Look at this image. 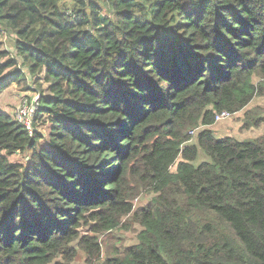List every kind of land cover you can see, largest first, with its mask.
<instances>
[{"label":"trees","instance_id":"trees-1","mask_svg":"<svg viewBox=\"0 0 264 264\" xmlns=\"http://www.w3.org/2000/svg\"><path fill=\"white\" fill-rule=\"evenodd\" d=\"M6 33L51 131L0 112V264L97 262L127 217L137 243L99 264H264V135L210 129L264 98V0H0ZM24 79L0 44V91Z\"/></svg>","mask_w":264,"mask_h":264},{"label":"rangeland","instance_id":"rangeland-1","mask_svg":"<svg viewBox=\"0 0 264 264\" xmlns=\"http://www.w3.org/2000/svg\"><path fill=\"white\" fill-rule=\"evenodd\" d=\"M14 39L15 37L13 35L7 33L0 35L1 49L7 51L9 57L16 59V68L20 70L25 77L24 81L13 82L7 88L0 91V112L7 115L13 121L15 112L23 100H27V102L30 103L34 96L39 95V93L42 96H50V93L46 90L47 84L40 80L42 75L39 74L35 77L30 75L27 68L22 64L21 59L16 56L13 48ZM35 79L39 80L41 87H39V83L35 82ZM35 120L34 134L39 136L38 146H46L51 131V123L44 113L38 116ZM253 120H262V122L257 127L242 129V124L244 122H248L250 124ZM210 129L216 139L231 137L238 141H244L264 135V98L255 97L242 111L232 114L224 120L215 122ZM197 133L198 131H195L192 136L190 135L191 143L196 141L195 138ZM30 157L31 151H25L22 153L17 152L8 157V160L11 163L20 164L26 168L30 163ZM208 160V157L203 153V151L198 149L197 156L192 162V165L197 167L202 162H208ZM174 170L175 165L170 168V172H174ZM132 186V188L135 189L142 187L141 183L137 181H133ZM150 198L151 195L148 194L146 190L140 189L138 195L133 199V207L137 209L146 206ZM140 230L141 228L139 225L131 221L130 217H127L115 230L96 235L100 247L99 261L120 255L125 248L136 244L137 234ZM99 261L89 263L85 260L84 253L79 251L77 252L75 258L71 261L65 260L63 257H59L56 260V262L60 264H99Z\"/></svg>","mask_w":264,"mask_h":264},{"label":"built area","instance_id":"built-area-1","mask_svg":"<svg viewBox=\"0 0 264 264\" xmlns=\"http://www.w3.org/2000/svg\"><path fill=\"white\" fill-rule=\"evenodd\" d=\"M39 96L35 95L30 103L27 100H23L21 105L17 108L15 112L14 122L21 126L27 133L29 137H33L35 133L34 124L36 123V112L38 106ZM229 112L223 111L215 115V122H219L230 117ZM194 131L191 132V135Z\"/></svg>","mask_w":264,"mask_h":264}]
</instances>
